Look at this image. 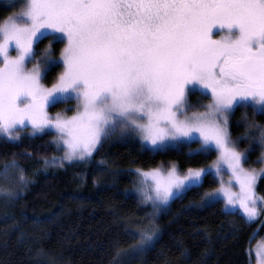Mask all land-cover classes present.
<instances>
[{
  "label": "snow or ice",
  "instance_id": "1",
  "mask_svg": "<svg viewBox=\"0 0 264 264\" xmlns=\"http://www.w3.org/2000/svg\"><path fill=\"white\" fill-rule=\"evenodd\" d=\"M45 32L60 33L65 41L62 70L50 87L42 69L57 63L51 42L39 56L34 47ZM195 91L208 102L193 105L189 96ZM73 100L72 115L49 112ZM249 105L254 115L264 113V0H27L22 12L0 25V134L9 140L20 139L29 126L31 135L53 131L63 159L74 161L130 129L153 152L192 142L199 147L190 148L189 156L216 152L206 167L137 168L139 202L154 212L199 189L214 172L219 187L203 198L223 201L249 221L264 213V195L257 192L264 166H245L248 149L240 150L229 130L236 107ZM242 118L243 136L249 144L259 141L258 162L264 165V124L247 112ZM0 177L28 183L15 160L0 169ZM0 192L15 195L4 187ZM140 224L129 233L139 235L137 252L158 232L154 220ZM252 255L248 250L250 261ZM255 257L264 264V252Z\"/></svg>",
  "mask_w": 264,
  "mask_h": 264
},
{
  "label": "trees",
  "instance_id": "2",
  "mask_svg": "<svg viewBox=\"0 0 264 264\" xmlns=\"http://www.w3.org/2000/svg\"><path fill=\"white\" fill-rule=\"evenodd\" d=\"M14 11L0 9V24ZM48 38L38 43L39 53ZM60 70L61 64L53 65L43 83L51 84ZM189 100L205 104L208 97L195 91ZM245 110L237 107L230 119L229 130L238 143L244 137ZM50 111L72 113L64 103ZM52 140L50 132L22 131L18 140L0 136V169L15 160L28 180L26 186L17 183L15 195L0 197V264H254L248 250L264 238V213L246 222L239 213L226 212L221 201L203 204V193L218 186L212 174L202 187L174 198L162 211L157 219L161 233L150 248L126 253L138 241V235H129L132 225L150 210L134 192V171L170 163L181 170L204 167L215 152L207 158L189 156L193 145L153 152L137 138L113 134L88 160L48 167L47 160L61 155ZM260 153L249 154V163ZM257 192L264 195V176Z\"/></svg>",
  "mask_w": 264,
  "mask_h": 264
},
{
  "label": "rangeland",
  "instance_id": "3",
  "mask_svg": "<svg viewBox=\"0 0 264 264\" xmlns=\"http://www.w3.org/2000/svg\"><path fill=\"white\" fill-rule=\"evenodd\" d=\"M26 3H27V0H0V9H3V8H10V9H12V11H14L13 12V14H11V15H9L8 17H6L3 21H2V23L0 24V25H3L4 24V22L6 21V20H8L10 17L11 18H15L20 12H22L23 10H24V7H25V5H26ZM218 33H219V30L217 29L216 30ZM61 36H62V34H60V33H53V32H45L44 33V35L41 37V40H43V38H47V37H49L48 38V41H47V45H46V47L49 45V42H51V48H52V56H53V59L55 60V61H57V63H54V64H50L49 66H48V68L47 69H42V71H44L45 72V74H47V71L53 66V65H56V64H60L59 63V60H60V52H61V50L63 49V47H64V44H65V41L63 40V39H61ZM53 37H55V39L53 38ZM40 40V41H41ZM59 40H61V41H63V45L62 46H56L55 45V42L56 41H59ZM39 41V42H40ZM38 42V43H39ZM38 43H37V45H38ZM37 45H35L34 47H35V49H36V54H37V56H39L40 55V53L38 52V50H37ZM16 53L13 51L12 52V55L14 56ZM32 65L31 64H28V67L30 68ZM61 70H62V64H61ZM60 70V71H61ZM44 79V78H43ZM54 82V81H53ZM52 82V83H53ZM51 83V84H52ZM51 84H45L46 86H51ZM200 92V91H199ZM64 105H65V109L66 110H69V109H72V113L71 114H67V115H72L73 114V110H74V106H75V101L73 100V101H71L70 103H68V104H65L64 103ZM52 107V106H51ZM50 107V108H51ZM237 107H239V106H237ZM236 107V108H237ZM250 107H251V105H249V108H245L246 110L243 112V114L245 113V112H247V114H248V118L249 119H254L257 123H259V124H264V113H256L255 115L252 113V111L250 110ZM50 108H49V112L51 113V111H50ZM195 110H198V109H193V111H195ZM199 111H203V108H201V109H199ZM57 112V111H56ZM59 112H61V111H59ZM64 112V111H63ZM54 114V113H53ZM234 114V113H233ZM233 114L230 116V119H231V117L233 116ZM242 117H243V115H242ZM262 117V118H261ZM263 119V120H262ZM230 124V123H229ZM24 131H26L28 134H30V126H29V128L28 129H26V130H24ZM249 131H252V132H255V131H257V130H255V129H253V130H249ZM45 132H50L51 134H53V137L56 135L55 134V132H53V131H48V130H46ZM40 132H37L36 134H39ZM21 135H22V132H21ZM115 135V137H117V138H119V139H123V138H125L126 136H132V137H134V138H137L141 143H143L145 146H147V144L145 143V142H143V141H141V139H140V137H139V135L137 134V133H135V132H133V131H131L130 129L129 130H125L123 133H121L119 130L114 134ZM0 136L1 137H5V136H3L2 134H0ZM5 138H7V137H5ZM105 140V139H104ZM103 140V141H104ZM238 140H240L239 141V143L237 142V146H238V148L240 149V150H245V149H248V152H247V155H249V154H251L252 152H254V151H257V150H261V146H260V144H259V141L258 140H255V141H253L251 144H249V142H248V140L246 139V138H240V139H238ZM52 142L54 143V141L52 140ZM55 144V143H54ZM56 145V144H55ZM184 145H186V146H188V147H190L191 145H193V147H192V149H195V148H198L199 147V143L198 142H192L191 144H179V145H177V146H175V147H172V148H180V147H182V146H184ZM148 147V146H147ZM58 148V147H57ZM58 149H60L61 150V155L60 156H58V157H53L52 159H49V160H47L45 163H46V166H48V167H56V166H63L66 162H69V161H67V160H64L63 159V157H64V148H63V146L61 145ZM213 152H215V151H213ZM216 153V152H215ZM92 156V155H91ZM260 157V156H259ZM90 157H87V158H85L84 160H88ZM216 159V156H215V158L212 160V161H214ZM258 160H259V158H257L254 162H251V163H249V158L247 159V161H246V163H245V166L246 167H254V168H257V169H259V168H261L262 166H264V165H261V163H259L258 162ZM75 161V160H74ZM211 161V162H212ZM211 162L209 163V164H211ZM209 164H207V165H209ZM206 165V166H207ZM206 166H204V167H206ZM18 171V170H17ZM134 174H135V180H136V173H135V171H134ZM212 175H214L215 176V174H214V172L213 173H211ZM217 179V178H216ZM224 179L227 181V179H228V175H227V173H225V176H224ZM0 181H2V183H3V186L2 187H4V188H8V189H12V190H15V188H16V185H17V183H18V181H13V182H9V181H5L2 177H0ZM217 181H218V179H217ZM19 184V183H18ZM217 187H219V181H218V186ZM216 187V188H217ZM215 189V188H214ZM212 190V189H211ZM211 190H209V191H211ZM134 192L137 194V196L139 197V194L135 191V188H134ZM3 194V196H6V194L7 193H4V192H0V197H2L1 195ZM184 194V193H183ZM182 194V195H183ZM9 195V194H8ZM182 195H180V196H182ZM179 196V197H180ZM8 197V196H7ZM9 197H11V196H9ZM174 199V198H173ZM172 199V200H173ZM172 200H170L169 201V203L167 204V205H165V206H162V207H160V209L158 210V211H156V212H154L153 211V208H152V206H151V204H144L145 206H148L149 208H150V210H149V212L148 213H146L145 215H143V217H142V219H139V220H137L135 223H134V225H132V230L134 231V232H138L139 231V227L140 226H142L141 224H140V222L141 221H144V222H147L149 219H151V220H154V223H155V225L158 227V232H157V234H156V236L154 237V242L156 241V239L160 236V233H161V230H160V227L158 226V223H157V219H158V217H159V215L162 213V211H164L166 208H168V206H169V204L171 203V201ZM222 202V204H223V208H224V210L226 211V212H229V213H239L244 219H245V221L246 222H254V221H249L245 216H244V214L240 211V210H238V209H229V208H225V206H224V203H223V201H221ZM202 203L203 204H211V203H213V202H208L207 200H206V198H203V201H202ZM260 217V216H259ZM259 217L257 218V219H259ZM256 219V220H257ZM255 220V221H256ZM138 241H139V235H138ZM138 241H137V244H138ZM154 242L151 244V245H148V246H146V248H145V250L144 251H146L148 248H150L153 244H154ZM136 244V245H137ZM143 251V252H144ZM257 251H262V252H264V238H261V239H259V240H257L256 242H255V244L253 245V247H252V253H253V258H254V264H257V260H256V257H255V253L257 252ZM126 253H130V255H132V254H137V251H135V247L133 246L128 252H126ZM129 256V255H128Z\"/></svg>",
  "mask_w": 264,
  "mask_h": 264
}]
</instances>
